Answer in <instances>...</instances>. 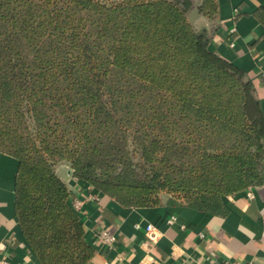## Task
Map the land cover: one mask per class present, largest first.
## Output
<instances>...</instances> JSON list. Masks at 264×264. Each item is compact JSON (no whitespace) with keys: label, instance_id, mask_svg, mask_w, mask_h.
<instances>
[{"label":"trees","instance_id":"1","mask_svg":"<svg viewBox=\"0 0 264 264\" xmlns=\"http://www.w3.org/2000/svg\"><path fill=\"white\" fill-rule=\"evenodd\" d=\"M199 1L213 18L216 0ZM194 5L0 0V151L18 160L16 214L38 264L95 253L60 161L128 207L218 214L227 195L264 184L261 100L190 23Z\"/></svg>","mask_w":264,"mask_h":264},{"label":"crops","instance_id":"2","mask_svg":"<svg viewBox=\"0 0 264 264\" xmlns=\"http://www.w3.org/2000/svg\"><path fill=\"white\" fill-rule=\"evenodd\" d=\"M199 3L195 0L188 20L211 35L213 51L247 72L264 110V0H216L213 18L198 9ZM17 171L18 160L0 151V258L10 264H38L19 229ZM65 172L58 175L72 200L81 201L77 210L95 250L89 264H264V184L228 195L223 212L212 214L165 201L154 207L124 206L97 194L70 168ZM172 216L175 220L169 222ZM149 223L158 230L153 241L146 233ZM104 229L116 235L114 244L100 242Z\"/></svg>","mask_w":264,"mask_h":264},{"label":"built area","instance_id":"3","mask_svg":"<svg viewBox=\"0 0 264 264\" xmlns=\"http://www.w3.org/2000/svg\"><path fill=\"white\" fill-rule=\"evenodd\" d=\"M72 205L74 206V208L77 210V209H80L81 207V201L79 200H72ZM175 220V217L172 216L169 220V222H173ZM146 233H147V237L150 239V240H155L157 237H158V230L156 229V227L152 224V223H149L146 227ZM99 240L102 244H106V245H112L115 243V241L117 240V237L114 233H112L111 231L109 230H102L100 233H99ZM0 264H10V262L6 259V258H0ZM156 264H161V263H156ZM218 264H231L227 261L225 262H221V263H218ZM248 264H253V263H248Z\"/></svg>","mask_w":264,"mask_h":264},{"label":"rangeland","instance_id":"4","mask_svg":"<svg viewBox=\"0 0 264 264\" xmlns=\"http://www.w3.org/2000/svg\"><path fill=\"white\" fill-rule=\"evenodd\" d=\"M71 169V172H72V175H73V169H72V166L71 164L68 162V161H60L56 164L55 166V170H56V173H60V174H63V173H66L65 170L66 169ZM59 169V170H58ZM59 176V175H58ZM74 176V175H73ZM75 177V176H74ZM78 179V178H77ZM80 180V179H79ZM94 189V187H92ZM97 194H100V192L96 191ZM229 195H234V194H229ZM170 196V193L166 192V191H162L160 192V194L158 195V197L161 199V200H165L167 199L168 197ZM228 196V195H227ZM182 198V197H181ZM185 199V198H183ZM182 202H188L187 199L186 200H182Z\"/></svg>","mask_w":264,"mask_h":264}]
</instances>
